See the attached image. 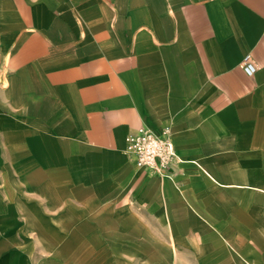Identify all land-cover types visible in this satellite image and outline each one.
I'll return each mask as SVG.
<instances>
[{
  "label": "crops",
  "instance_id": "crops-1",
  "mask_svg": "<svg viewBox=\"0 0 264 264\" xmlns=\"http://www.w3.org/2000/svg\"><path fill=\"white\" fill-rule=\"evenodd\" d=\"M139 126L170 130L174 170L125 154ZM59 184L75 200L83 187L129 197L237 263L238 234L264 230V213L225 203L242 199L228 186L264 191V0H0V214L29 189L60 201ZM9 255L0 234V264Z\"/></svg>",
  "mask_w": 264,
  "mask_h": 264
},
{
  "label": "rangeland",
  "instance_id": "rangeland-1",
  "mask_svg": "<svg viewBox=\"0 0 264 264\" xmlns=\"http://www.w3.org/2000/svg\"><path fill=\"white\" fill-rule=\"evenodd\" d=\"M61 184L56 186L59 198L64 197L60 201H50L39 188L29 189L18 195L12 210L0 214L9 264H222L228 260L202 255L215 250L214 239L209 234L182 232L181 219L171 222L178 231L166 233L142 213V203L123 196L108 200L100 192L88 191L89 187H83L82 198L75 200L70 196L78 191L76 186ZM227 194L228 198L242 194V199L225 202L228 211L264 213V191L228 186ZM248 229L234 239L244 256L232 264H264V230Z\"/></svg>",
  "mask_w": 264,
  "mask_h": 264
},
{
  "label": "built area",
  "instance_id": "built-area-1",
  "mask_svg": "<svg viewBox=\"0 0 264 264\" xmlns=\"http://www.w3.org/2000/svg\"><path fill=\"white\" fill-rule=\"evenodd\" d=\"M241 67L247 75L255 72L256 64L250 54L243 57ZM124 152L138 168L156 172L174 170L182 161L175 150L168 128H164L161 133H155L146 127H137L126 135Z\"/></svg>",
  "mask_w": 264,
  "mask_h": 264
},
{
  "label": "bare ground",
  "instance_id": "bare-ground-1",
  "mask_svg": "<svg viewBox=\"0 0 264 264\" xmlns=\"http://www.w3.org/2000/svg\"><path fill=\"white\" fill-rule=\"evenodd\" d=\"M39 3V2H38ZM75 4V3H74ZM46 5H47V7H48V4L46 3ZM75 6V5H74ZM73 6V7H74ZM70 16H71V14H70ZM58 18V17H57ZM62 18V17H61ZM54 19H56V18H54ZM73 20V19H72ZM60 21V20H59ZM61 22H63L62 21V19H61ZM48 25V24H47ZM43 27V26H42ZM66 27V26H65ZM41 28V27H40ZM67 28V27H66ZM41 30V29H40ZM42 31H43V29H42ZM44 32V31H43ZM45 33V32H44ZM54 39H55V37H53ZM77 48V47H76ZM77 54V53H76ZM93 58V57H92ZM82 59V58H81ZM48 60V59H47ZM51 60V59H50ZM41 62H42V60H41ZM86 62V61H85ZM87 66V65H86ZM90 66V65H89ZM94 67V66H93ZM93 67H91V69L93 68ZM94 69V68H93ZM55 70V69H54ZM83 70V69H82ZM24 71V70H23ZM35 71V70H34ZM46 71V70H45ZM50 71V70H49ZM91 71V70H90ZM98 71V70H97ZM95 72V71H94ZM101 72V71H100ZM99 73V72H98ZM112 74V73H111ZM110 74V75H111ZM112 76V75H111ZM113 77V76H112ZM22 78V77H21ZM92 78V77H91ZM92 80V79H91ZM20 81V80H19ZM20 84V83H19ZM52 86V85H51ZM56 87V86H55ZM93 87V86H92ZM64 88V87H63ZM57 89V88H56ZM93 89H94V87H93ZM102 89H104V88H102ZM20 91V90H19ZM23 91H25V90H23ZM23 91H21V92H23ZM57 91V90H56ZM62 91V90H61ZM64 91H65V89H64ZM98 91V90H97ZM74 92V91H73ZM94 92V91H93ZM59 93V92H58ZM91 94H93V93H91ZM90 94V95H91ZM95 94H93V96H94ZM103 95V94H102ZM106 95V93L103 95V96H105ZM85 96V95H84ZM99 96H101V95H99ZM26 97V96H25ZM106 97V96H105ZM45 98V97H44ZM65 98V97H64ZM88 98V97H87ZM100 98V97H99ZM24 99V98H23ZM68 99V98H67ZM25 100V99H24ZM60 100V99H59ZM50 101V100H49ZM64 101V100H63ZM89 101V100H88ZM28 102V101H27ZM46 103H47V101H46ZM71 104V103H70ZM28 105V104H27ZM68 107V106H67ZM37 110V109H36ZM69 110V109H68ZM32 111V110H31ZM60 111V110H59ZM71 111V110H70ZM46 112H47V110H46ZM72 112V111H71ZM34 113V112H33ZM70 116V115H69ZM74 117V116H73ZM67 118V117H66ZM72 120H73V118H72ZM74 120H75V118H74ZM73 120V121H74ZM75 121H77V119L75 120ZM63 123V122H62ZM65 123V122H64ZM67 123H69V122H67ZM60 124V123H59ZM66 124V123H65ZM73 125V124H72ZM77 125V124H76ZM75 125V126H76ZM48 126V125H47ZM62 126H64V125H62ZM48 127H50V126H48ZM65 127V126H64ZM77 128V127H76ZM52 129V128H51ZM67 130V129H66ZM51 131H53V130H51ZM54 133H55V131H54ZM57 133V132H56ZM64 135V134H63ZM70 138V137H69ZM78 140V139H77ZM73 151V150H72ZM71 151V152H72ZM88 156V155H87ZM219 209V208H218ZM220 210V209H219ZM222 210V209H221ZM220 210V211H221ZM100 221V220H99ZM102 222V221H101ZM104 225V224H103ZM140 237V236H139ZM126 239V238H125ZM134 239V238H133ZM112 240H114V239H112ZM118 243V245H119V242H117ZM121 244V243H120ZM126 244H128V243H126ZM128 246V245H127ZM120 248V247H119ZM126 248V247H125ZM132 248V247H131ZM120 249H122V248H120ZM130 250V249H129ZM151 250V249H150ZM153 251V250H152ZM155 253V252H154ZM156 254V253H155ZM158 254V253H157ZM152 256H153V254H152ZM162 256V255H161ZM156 259V258H155ZM153 262V261H152Z\"/></svg>",
  "mask_w": 264,
  "mask_h": 264
}]
</instances>
